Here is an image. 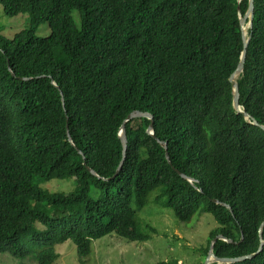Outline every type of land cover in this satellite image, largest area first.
Returning <instances> with one entry per match:
<instances>
[{
	"label": "trees",
	"instance_id": "1",
	"mask_svg": "<svg viewBox=\"0 0 264 264\" xmlns=\"http://www.w3.org/2000/svg\"><path fill=\"white\" fill-rule=\"evenodd\" d=\"M253 1L245 37L249 0H0L31 28L0 34V252L53 264L71 242L84 264L107 236L145 243L156 231L138 213L153 198L181 223L213 216L203 258L222 236L232 243L218 241L216 258L264 264V0ZM242 62L249 121L230 81ZM134 112L153 122L125 124L116 176ZM52 180L74 188H43Z\"/></svg>",
	"mask_w": 264,
	"mask_h": 264
},
{
	"label": "rangeland",
	"instance_id": "2",
	"mask_svg": "<svg viewBox=\"0 0 264 264\" xmlns=\"http://www.w3.org/2000/svg\"><path fill=\"white\" fill-rule=\"evenodd\" d=\"M248 28L247 25L245 29ZM28 29H31L28 15L6 16L3 6L0 5L1 35L12 39L17 33ZM33 31L41 38L48 37L51 33L46 23L33 28ZM50 182L42 187L50 191H66L65 193H69L74 188V183L71 181ZM138 217L143 225L149 224L156 231L149 241L128 244L117 237L107 236L93 242L92 252L85 259L84 264H156L171 261L178 264H205L206 259L203 258L201 251L208 246L210 232L217 228L212 215H197L191 222L181 223L172 211L166 208L165 200L155 204L152 198L150 203L138 213ZM56 253L59 258L53 264H80L76 248L71 242L58 245ZM0 264H37V262L32 254L25 258H15L0 252Z\"/></svg>",
	"mask_w": 264,
	"mask_h": 264
},
{
	"label": "water",
	"instance_id": "3",
	"mask_svg": "<svg viewBox=\"0 0 264 264\" xmlns=\"http://www.w3.org/2000/svg\"><path fill=\"white\" fill-rule=\"evenodd\" d=\"M253 18H254V1L253 0H249V10H248L246 16L241 20L242 30L243 31L245 30L244 26H245L247 20H249V28L250 29L252 28ZM247 45H248V40L245 41V49L247 48ZM245 55H246V50H245V52L243 54V59H244ZM242 72H243V62L240 64V66L237 69L236 73L232 76V78L230 80L231 83H232V86L234 88V95H235V97H234V108L240 114H244V112L241 110V107L239 105V90H238V85L236 83V79ZM62 102H63V106H64V99H62ZM244 115H245L247 120L250 119L248 115H246V114H244ZM140 118H146V119H149V120H151L153 122V117L149 113L134 112V113H132L131 115L128 116L127 120L125 121V123L122 126V129H121V132H120V135H119L120 139H121V142H122V147H123V158H122V162L120 164V167H119V169L117 171L116 176L118 175V173H119V171H120V169H121V167L123 165V162H124V160L126 158L127 142L128 141H127V136H126L125 124L127 122H129V121H132V120H135V119H140ZM254 125L258 126V123L254 122ZM147 132L151 136L154 135L153 125L152 124H151V126H150V128L148 129ZM69 141H71L70 136H69ZM161 146L166 150V152L168 151L166 144L161 143ZM166 158H167V160L169 159L168 155L166 156ZM91 173L94 174V172H92V171H91ZM179 175L183 179H187L184 175H181L180 173H179ZM215 203L219 204L218 201H215ZM227 208H229V207H227ZM260 239H261V246H260L259 252L262 251L263 246H264V240L262 239V229L260 230ZM220 240L224 241V242L232 243V241H228V240L224 239L222 236H218L216 239H214L212 241L211 246H210V250L208 252V256L206 258L205 264H212L213 262L217 263V264H235V263H238V262H241V261H244V260H247V259H250V258L253 257V256H249V257H243V258H239V259H218V258H216L215 255H214V247H215V244L218 241H220Z\"/></svg>",
	"mask_w": 264,
	"mask_h": 264
},
{
	"label": "clouds",
	"instance_id": "4",
	"mask_svg": "<svg viewBox=\"0 0 264 264\" xmlns=\"http://www.w3.org/2000/svg\"><path fill=\"white\" fill-rule=\"evenodd\" d=\"M249 26V20H247V22H246V24H245V26H244V28H246V26ZM248 29H250V28H248ZM245 34H244V36L246 37V34H247V31L245 32V30L243 31ZM248 40V39H247ZM238 78V77H237ZM237 80V79H236ZM249 121V120H248ZM212 264H217V263H212Z\"/></svg>",
	"mask_w": 264,
	"mask_h": 264
},
{
	"label": "bare ground",
	"instance_id": "5",
	"mask_svg": "<svg viewBox=\"0 0 264 264\" xmlns=\"http://www.w3.org/2000/svg\"><path fill=\"white\" fill-rule=\"evenodd\" d=\"M247 31V29H245V32ZM242 110V109H241Z\"/></svg>",
	"mask_w": 264,
	"mask_h": 264
}]
</instances>
